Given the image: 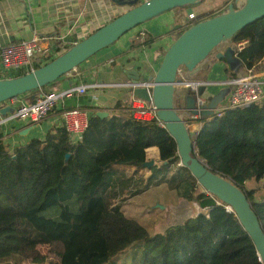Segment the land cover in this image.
I'll return each instance as SVG.
<instances>
[{
  "label": "trees",
  "instance_id": "obj_1",
  "mask_svg": "<svg viewBox=\"0 0 264 264\" xmlns=\"http://www.w3.org/2000/svg\"><path fill=\"white\" fill-rule=\"evenodd\" d=\"M217 11L186 19L175 28L177 37ZM240 41H247L239 52L244 70L264 68V17L238 31L233 42ZM57 46L58 55L70 47L63 41ZM200 120L195 149L213 171L241 187L249 188L253 178L264 180V101ZM4 134L0 129V264H21L20 244L46 245L62 264H121L117 255L137 241H144L139 264H262L236 212L201 187L184 166L191 180L183 196L205 210L198 215L151 235L116 203V184L126 175L117 165L138 171L151 160L148 149L156 147L160 162L168 164L152 166L153 179L180 161L176 140L157 118H137L129 109L107 117L94 113L78 142L64 127L14 147L3 140ZM262 189L264 183L248 196L264 227Z\"/></svg>",
  "mask_w": 264,
  "mask_h": 264
},
{
  "label": "water",
  "instance_id": "obj_2",
  "mask_svg": "<svg viewBox=\"0 0 264 264\" xmlns=\"http://www.w3.org/2000/svg\"><path fill=\"white\" fill-rule=\"evenodd\" d=\"M203 1L144 0L134 4L33 71L0 78V105L58 81L102 49L113 45L125 33L154 17L178 7L195 6ZM262 17L264 0H230L222 11L193 24L178 36L167 49L154 74L145 76L137 69H129L127 75L130 81L127 86L132 88L135 98L155 105L158 119L177 142L179 165L188 168L201 187L236 212L264 264V227L248 196L251 189L241 187L230 177L213 171L208 161L196 151L194 140L198 131L191 129L188 122L189 117L197 111V96L183 85L186 79H195L205 70L209 72L208 69H212L219 60H225L236 77L242 76L244 64L233 38L238 31ZM180 68L185 69L184 78L179 77ZM203 94L204 87H201L200 95ZM222 101V93L209 99L203 106L202 115L214 116ZM13 112L12 105L2 106L0 123H4ZM97 115L103 117L101 112ZM29 130L26 128L23 134L26 135ZM155 164L163 166L168 161L156 163L150 160L145 163L149 167Z\"/></svg>",
  "mask_w": 264,
  "mask_h": 264
},
{
  "label": "crops",
  "instance_id": "obj_3",
  "mask_svg": "<svg viewBox=\"0 0 264 264\" xmlns=\"http://www.w3.org/2000/svg\"><path fill=\"white\" fill-rule=\"evenodd\" d=\"M142 1L144 0H0V51L9 43L31 39L37 32L45 38L41 46L44 49L53 48L58 53L57 45L60 41L71 46L125 12L127 9L125 10L123 5L133 6ZM229 2L230 0L208 2L204 0L199 5L189 6L190 9L182 11L173 9L141 24L128 35L81 64L77 73L63 76L56 83L48 85V91H44H59L88 84L90 87L86 93H74L37 125L30 124L27 118L5 121L3 128H0L5 133L3 140L13 147L32 138L44 137L51 128L62 126V113L66 108L85 106L91 108L96 115L103 113V117L130 110L137 101L132 88L127 86L130 81L127 71L134 68L145 76L154 74L167 49L177 38L175 28L178 25L188 18L207 11H221L223 8H219ZM142 31L146 33L144 39L139 37ZM145 40L148 42L144 43ZM258 69L264 72L263 66L260 65ZM208 70L209 72L205 70L195 78L206 81L203 85V97L207 102L222 93L224 101L231 91V86L228 84L232 79L231 69L225 60H219L212 69ZM39 93L41 92L27 93L23 97L30 102ZM118 103L120 105L117 106ZM201 122L194 120L188 124L191 129L197 130ZM160 123L163 125L162 122ZM26 128L30 130L25 135L23 131ZM148 154L156 163L160 161L155 147L149 148ZM117 167L136 172L135 167L125 165H117ZM147 172L151 174L152 169ZM148 173L146 178L152 176ZM248 183L252 184L251 187L249 186L251 190L262 185V181L258 182L255 178Z\"/></svg>",
  "mask_w": 264,
  "mask_h": 264
},
{
  "label": "built area",
  "instance_id": "obj_4",
  "mask_svg": "<svg viewBox=\"0 0 264 264\" xmlns=\"http://www.w3.org/2000/svg\"><path fill=\"white\" fill-rule=\"evenodd\" d=\"M145 36L146 33L144 31L139 33L141 39H144ZM44 39L43 36L35 32L34 36L29 40L15 41L3 46L0 51V78L15 77L33 71L44 59H53L57 57L58 53L55 49H44L41 46ZM246 42L247 41L237 42L238 53L244 48ZM77 69L78 67L66 75L77 73ZM178 73L180 78H184L185 69L180 68ZM205 84L206 81L199 79H186L183 83L185 88H188L193 95L197 96V111L189 117V122L190 120H200L204 117L202 111L204 110L203 106L207 102L205 98L200 95V89ZM228 84L231 86L229 96L221 102L216 113L229 108H244L264 101V72L259 70L257 66L244 70L242 76L230 79ZM89 87L88 84H81L59 91L41 92L35 96L34 101L30 102L25 99L23 95H20L1 104L0 108L4 105H12L14 107V112L8 115L6 121L15 118H27L30 124L37 125L45 120L60 103L65 101V99L71 97L74 93L84 94ZM136 101L137 103L130 108L135 117L158 119L156 107L152 102L139 98H136ZM93 114L94 111L85 106L66 108L62 113L61 127L66 129L73 142H78L84 137L88 130ZM4 123H0V128ZM202 125L203 123L201 122V125L197 129L198 132L202 128ZM195 205L198 208L196 214L198 215L204 209H201L197 203ZM227 208L231 210L229 207Z\"/></svg>",
  "mask_w": 264,
  "mask_h": 264
},
{
  "label": "rangeland",
  "instance_id": "obj_5",
  "mask_svg": "<svg viewBox=\"0 0 264 264\" xmlns=\"http://www.w3.org/2000/svg\"><path fill=\"white\" fill-rule=\"evenodd\" d=\"M122 7L129 10L132 5L125 4ZM186 9H190V7H178L174 10L182 11ZM128 33H125L121 38L128 35ZM42 91H48V88L45 87ZM155 150H157L156 147ZM179 163L180 161L169 165L160 177L153 179L150 178L151 176L146 178L147 171L151 169L149 166L145 165L136 172L127 169L125 178H121L116 184V203L122 204L126 215L147 227L151 235L164 233L170 226L181 224L198 212L196 203L188 201L183 196V193L188 190L191 178L187 174L188 172L186 173L181 169L182 166ZM153 173H155L154 169L151 174H148L152 175ZM173 176L176 177V180H172ZM262 183H264V180ZM249 186L251 187L252 184ZM245 187L251 189L247 187V184ZM258 196L264 197V189L258 191ZM19 249L24 257L21 264H62L56 257L48 253L46 245L36 244L25 248V245L20 244ZM143 250L144 241H137L125 251L119 253L117 260L121 264H139Z\"/></svg>",
  "mask_w": 264,
  "mask_h": 264
},
{
  "label": "bare ground",
  "instance_id": "obj_6",
  "mask_svg": "<svg viewBox=\"0 0 264 264\" xmlns=\"http://www.w3.org/2000/svg\"><path fill=\"white\" fill-rule=\"evenodd\" d=\"M190 210V209H189Z\"/></svg>",
  "mask_w": 264,
  "mask_h": 264
}]
</instances>
